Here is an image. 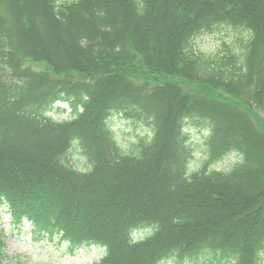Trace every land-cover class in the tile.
Returning <instances> with one entry per match:
<instances>
[{
    "label": "trees",
    "instance_id": "trees-1",
    "mask_svg": "<svg viewBox=\"0 0 264 264\" xmlns=\"http://www.w3.org/2000/svg\"><path fill=\"white\" fill-rule=\"evenodd\" d=\"M0 208L95 264H264V0H0Z\"/></svg>",
    "mask_w": 264,
    "mask_h": 264
},
{
    "label": "rangeland",
    "instance_id": "rangeland-1",
    "mask_svg": "<svg viewBox=\"0 0 264 264\" xmlns=\"http://www.w3.org/2000/svg\"><path fill=\"white\" fill-rule=\"evenodd\" d=\"M243 31L239 28L220 26L213 31L200 35L195 40V45L199 51L205 54H213L219 52L225 43H235L243 36ZM226 99L228 98L226 97ZM54 107L56 110L61 109L65 112L55 111L50 114L53 118L57 120L70 118L72 111L68 104L57 103ZM111 124L113 131L116 133L117 141L123 145L134 140L143 131L141 128H134L130 122L117 118V116L111 119ZM189 127L193 134L191 142L195 146V159L192 168L197 169L208 160L205 147L202 144L203 128L193 123H190ZM76 162L81 164L82 159L76 157ZM235 162L236 160L233 157H228L216 163L210 162L208 165L209 168L225 170L229 169ZM0 230L6 235L7 258L4 264H95L104 255L103 249L97 246L72 248L59 237L35 236L28 223L14 224L5 208H0ZM144 232H148V230ZM144 234L138 235L137 238L143 237ZM162 264L202 263L195 261L181 263L177 259H173Z\"/></svg>",
    "mask_w": 264,
    "mask_h": 264
}]
</instances>
